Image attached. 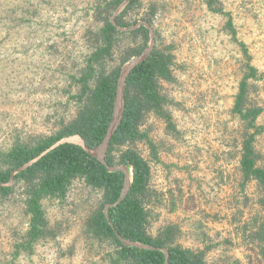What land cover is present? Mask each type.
I'll return each mask as SVG.
<instances>
[{"label":"rangeland","instance_id":"rangeland-1","mask_svg":"<svg viewBox=\"0 0 264 264\" xmlns=\"http://www.w3.org/2000/svg\"><path fill=\"white\" fill-rule=\"evenodd\" d=\"M91 1L0 0V149L16 138L50 135L74 116L69 75L88 53L82 36L91 26ZM220 1L261 76L253 82L251 99L262 108L255 147L264 156V0ZM149 4L157 5L153 29L172 46L176 62V81L163 84L175 131L168 133L150 116L142 130L157 158L145 142L135 145L158 194L150 206L156 215L150 232L176 224L183 233L179 242L192 249H203L204 233L213 243L207 264H263L251 235L264 212L255 183L243 187L238 167L242 125L232 107L243 56L225 30L227 17L210 12L203 0H142L130 19H139ZM66 141L80 143L77 136ZM98 199L77 181L64 201L44 200L56 236L16 257L14 241L25 233L28 216L18 196L0 200V264H107L108 250L83 234Z\"/></svg>","mask_w":264,"mask_h":264},{"label":"trees","instance_id":"trees-1","mask_svg":"<svg viewBox=\"0 0 264 264\" xmlns=\"http://www.w3.org/2000/svg\"><path fill=\"white\" fill-rule=\"evenodd\" d=\"M125 1H91V26L82 36L88 53L76 72L69 75L68 102L75 108L74 116L60 121L58 129L50 135L16 138L6 149H0V200L18 196L28 216L25 233L14 241L15 257L22 252L32 253L40 242L54 240L56 231L49 226L43 201H64L73 184L79 181L99 195L97 207L84 222L83 234L88 242L108 250L103 255L107 264H165L164 250L167 264H207L206 253L213 243L204 233L203 249H192L179 242L183 233L176 224L160 228L155 235L150 232L156 219L150 206L157 201L158 194L150 186L149 164L135 150V145L145 142L152 157L157 158L155 145L142 130L150 116L160 119L168 133L175 131L169 111L172 100L164 92L163 84L176 81L173 72L176 62L172 46L164 45L153 29L156 4H149L139 19L131 20L130 14L142 7V0H129L115 16V25L112 24L115 11ZM203 3L210 12L227 17L225 30L238 43L243 56L242 76L232 107L233 115L242 125L238 167L243 187L255 183L258 203L264 212V165H261L264 156L255 147L256 137L262 132L257 124L262 108L251 99L253 82L261 76L251 65L245 45L236 39V30L221 1L203 0ZM145 25L153 31V48L126 77L122 117L109 139L102 164L82 146L62 140L77 136L90 150L104 141L112 121L122 67L139 57L150 43V31ZM121 166L131 171V184L125 197L116 204L125 175L108 168ZM251 238L258 244L264 264V215ZM121 240L153 249L125 246Z\"/></svg>","mask_w":264,"mask_h":264},{"label":"water","instance_id":"water-1","mask_svg":"<svg viewBox=\"0 0 264 264\" xmlns=\"http://www.w3.org/2000/svg\"><path fill=\"white\" fill-rule=\"evenodd\" d=\"M128 1L129 0L122 3V5L115 11V13L111 19V22L113 25H115V20H114L115 16L124 8V6L127 4ZM146 27L150 31V43H149L148 47L145 49V51L139 57L131 59L122 67L121 74H120V77L118 79V84H117V91H116L117 95H116L115 103H114V111H113L112 121H111V124L109 126V129H108V132H107V135H106L104 141L96 149L90 150L84 146L83 141L78 137L79 141H80V143L78 145L82 146L88 153L95 156L97 158V160L100 161L102 164H105L104 156H105V152H106L107 147H108L109 139H110L111 135L113 134V132L115 131V129L117 128V126L121 120V117H122V112H123V108H124L123 93H124V88H125L126 77L128 76V74L131 72V70L135 66H137L140 62H142L147 57V55L149 54V52L153 48L154 34H153V31L151 30V28H149L148 26H146ZM120 30H123V29H120ZM62 142H68V141H66V139H64V140H62ZM25 167L26 166H24L23 168H25ZM108 170L111 172L119 170V171H122L125 175L122 192H121V195H120L118 201L116 202V204H118L125 197L127 191L129 190V187L131 184V173H130V175H128V173L126 172V168L123 166L111 167V168H108ZM105 215L107 216V210H105ZM121 242L125 246L138 247L141 249H153L152 247L144 246V245L134 243L131 241H127V240H121ZM164 253L166 256L165 257V264H167L168 263L167 251L164 250Z\"/></svg>","mask_w":264,"mask_h":264}]
</instances>
